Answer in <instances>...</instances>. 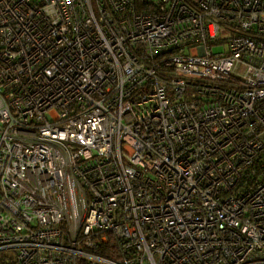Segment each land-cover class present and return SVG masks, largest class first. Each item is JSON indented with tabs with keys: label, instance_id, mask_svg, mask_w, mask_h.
Returning <instances> with one entry per match:
<instances>
[{
	"label": "built area",
	"instance_id": "1",
	"mask_svg": "<svg viewBox=\"0 0 264 264\" xmlns=\"http://www.w3.org/2000/svg\"><path fill=\"white\" fill-rule=\"evenodd\" d=\"M137 1L0 0V252L264 264V0Z\"/></svg>",
	"mask_w": 264,
	"mask_h": 264
},
{
	"label": "trees",
	"instance_id": "2",
	"mask_svg": "<svg viewBox=\"0 0 264 264\" xmlns=\"http://www.w3.org/2000/svg\"><path fill=\"white\" fill-rule=\"evenodd\" d=\"M140 6V0L137 1ZM114 245H106L102 246L101 249H99L97 252L101 255L107 256V257H115L114 256ZM14 255L11 251H2L0 252V264H11L13 262Z\"/></svg>",
	"mask_w": 264,
	"mask_h": 264
}]
</instances>
